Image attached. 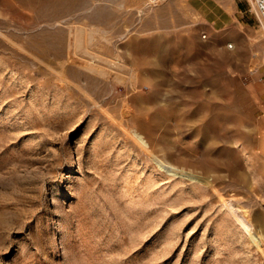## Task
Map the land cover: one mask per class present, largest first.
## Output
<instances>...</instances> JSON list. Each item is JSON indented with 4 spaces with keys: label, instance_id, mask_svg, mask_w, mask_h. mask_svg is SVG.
<instances>
[{
    "label": "rangeland",
    "instance_id": "rangeland-1",
    "mask_svg": "<svg viewBox=\"0 0 264 264\" xmlns=\"http://www.w3.org/2000/svg\"><path fill=\"white\" fill-rule=\"evenodd\" d=\"M0 264H264L253 3L0 0Z\"/></svg>",
    "mask_w": 264,
    "mask_h": 264
},
{
    "label": "built area",
    "instance_id": "built-area-1",
    "mask_svg": "<svg viewBox=\"0 0 264 264\" xmlns=\"http://www.w3.org/2000/svg\"><path fill=\"white\" fill-rule=\"evenodd\" d=\"M247 1L253 3L255 10L257 12L259 23L264 29V0H247Z\"/></svg>",
    "mask_w": 264,
    "mask_h": 264
},
{
    "label": "bare ground",
    "instance_id": "bare-ground-1",
    "mask_svg": "<svg viewBox=\"0 0 264 264\" xmlns=\"http://www.w3.org/2000/svg\"><path fill=\"white\" fill-rule=\"evenodd\" d=\"M139 139H140V141H141L144 145L147 144L146 141L143 140L140 136H139ZM158 163H159V166H160L161 168H165V167L167 166V164H166L164 161H162V160H159ZM171 170H172V169H171ZM172 171H173V170H172ZM175 171H176V170H175Z\"/></svg>",
    "mask_w": 264,
    "mask_h": 264
}]
</instances>
